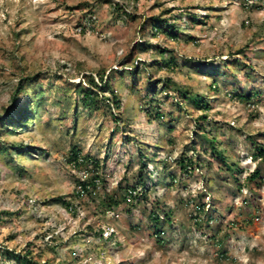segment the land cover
Instances as JSON below:
<instances>
[{
    "label": "rangeland",
    "instance_id": "rangeland-1",
    "mask_svg": "<svg viewBox=\"0 0 264 264\" xmlns=\"http://www.w3.org/2000/svg\"><path fill=\"white\" fill-rule=\"evenodd\" d=\"M101 73L119 109L84 104ZM20 83L24 124L0 119V264L26 250L51 264H264V0H0V117ZM186 93L210 103L206 119ZM89 173L96 195L74 198ZM140 177L135 204L108 213L102 199ZM152 210L171 215L160 237Z\"/></svg>",
    "mask_w": 264,
    "mask_h": 264
},
{
    "label": "trees",
    "instance_id": "trees-1",
    "mask_svg": "<svg viewBox=\"0 0 264 264\" xmlns=\"http://www.w3.org/2000/svg\"><path fill=\"white\" fill-rule=\"evenodd\" d=\"M167 20H162L161 21V25H156L155 28H157V30L162 29L165 24L167 23ZM164 25V26H163ZM174 36V35H172ZM167 51V49H162L161 52L163 55H165V52ZM243 52V51H239L238 53ZM174 62L175 59L173 57H170V59H164L162 60V68H166L169 71L174 69ZM91 79L94 82L95 87L93 88H89V89H84L82 91V96H83V102L85 105H90L93 103H96L99 100V95L101 94L102 97H104L103 99H107L108 101V106L113 105L115 108L120 107V99L118 98V96L116 95L115 91L112 90L111 93H113L112 97H105L107 95H105L107 90H110V82L108 77L105 78V76L101 73L100 74V84L95 83L94 79L92 76H90ZM165 81L171 82V79L168 78ZM23 85L20 83V85L17 88V92L14 95V102L13 105L11 106V109H8L5 111V114L0 117V119L2 120L3 124L5 126H9V127H13L14 125H21L24 124L25 122V118H27L28 114H29V106L28 105H16V98H17V94L21 93L24 89H23ZM185 97L190 100L191 102H193L195 105H199L200 109L203 110L205 113H203L201 115V119H206L207 118V112L209 111V109L211 108L210 103H208L203 95L201 94H196V95H188V93L185 94ZM111 109V108H110ZM119 117L115 118L118 119ZM199 118V120H200ZM205 131V130H203ZM205 138H209V142L211 145V148L213 150V152L216 154V156L220 155L221 157L224 158V154L221 150H219L218 146H217V142L215 140V138H210L207 132H204ZM255 144V152L253 153L254 158L257 159H261L262 161H264V145H261L259 143H254ZM140 155H144V153L142 151H140ZM85 160H89L87 159V156L82 157L80 155V151L78 150H74V153L72 154V158L70 159L72 165H74L76 168H82L83 165L85 164ZM225 161V160H224ZM178 164L181 170H184L185 172H189V167L193 166V157L187 156V155H182L180 157V159L178 160ZM225 165H227V170L229 171V173L234 176L235 172L239 171V167H238V163H234V162H229L228 164L226 163ZM88 172V171H86ZM90 172V171H89ZM236 178V177H235ZM262 175H261V170L260 169H255L253 172H251L248 177H246V186H248L249 188L252 189L251 187V182H263L262 179ZM237 180V179H236ZM102 182V179L100 178V176H90V173L85 177L82 178L80 180H78L77 182V186L75 187V192L73 194L74 198L76 199H85L88 198L89 196H95L96 194V189L98 187V183ZM138 184L140 185H145V180L143 179V177H140V180L137 181V183L133 184V185H125V189H124V194L118 198L117 195H109L106 196L107 198L102 199L104 200V202H106V206L108 207V213L113 212L111 209L113 206H118L119 204H121L122 202L125 205H129V206H133L135 204V202L137 201V199H139V191H138ZM64 203L66 204V207L69 208L70 210H74L75 209V203L74 201L70 200H64ZM199 210L200 211H205V206H201L199 205ZM165 218L161 219L160 215L158 214L157 210H152L149 217L151 218V220L154 223V228H155V234L157 235V237L161 236V232L163 231V221L167 220L170 221L171 220V215L170 212H165ZM196 219V224L200 225L201 223V219H199V217H195ZM208 221H212V220H208ZM223 240H218V245L221 246ZM219 254L224 255L225 250L224 249H220L219 248ZM15 258H16V264H51L48 261L42 262L39 260H36L33 255H32V251L31 250H26L23 253L19 254V253H15Z\"/></svg>",
    "mask_w": 264,
    "mask_h": 264
}]
</instances>
